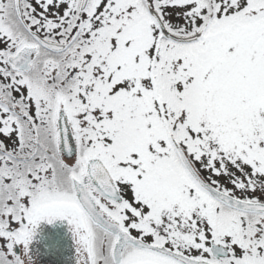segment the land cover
<instances>
[{"label":"snow or ice","instance_id":"snow-or-ice-1","mask_svg":"<svg viewBox=\"0 0 264 264\" xmlns=\"http://www.w3.org/2000/svg\"><path fill=\"white\" fill-rule=\"evenodd\" d=\"M56 220L77 264H264V0H0V264Z\"/></svg>","mask_w":264,"mask_h":264},{"label":"flooded vegetation","instance_id":"flooded-vegetation-1","mask_svg":"<svg viewBox=\"0 0 264 264\" xmlns=\"http://www.w3.org/2000/svg\"><path fill=\"white\" fill-rule=\"evenodd\" d=\"M35 264H77L76 245L66 220L42 222L31 245Z\"/></svg>","mask_w":264,"mask_h":264}]
</instances>
